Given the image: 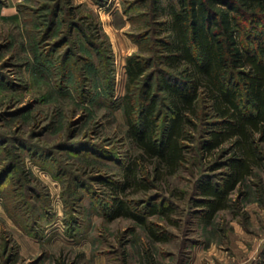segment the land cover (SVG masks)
Wrapping results in <instances>:
<instances>
[{"label":"rangeland","instance_id":"1","mask_svg":"<svg viewBox=\"0 0 264 264\" xmlns=\"http://www.w3.org/2000/svg\"><path fill=\"white\" fill-rule=\"evenodd\" d=\"M139 1L0 0V175L18 161L0 186V264H264V160L248 186L232 190L208 221L194 205L200 179L225 170L211 165L230 154V141L171 174L160 168L154 180L153 160L138 158L136 175L147 188L130 185L121 195L144 210L152 201L172 204L170 212L146 213L159 239L130 217L107 219L99 212L112 195L102 179H121L139 155L122 110L113 105L124 94L126 57L148 55ZM168 1L176 0H162V6ZM55 6L60 11L52 24ZM69 19L94 42L74 28L61 87L59 57L66 45L42 64L36 57L62 37ZM64 142L79 146L64 148ZM31 144L54 154L34 160ZM21 169L35 196L23 195ZM70 174L77 189L72 200Z\"/></svg>","mask_w":264,"mask_h":264},{"label":"trees","instance_id":"2","mask_svg":"<svg viewBox=\"0 0 264 264\" xmlns=\"http://www.w3.org/2000/svg\"><path fill=\"white\" fill-rule=\"evenodd\" d=\"M94 2L105 6L107 0ZM139 2L145 4L142 16L149 32L143 38H147L144 46L148 55L133 53L126 57L124 94L112 102L122 110L126 134L139 155L126 164L121 179H102L112 195L99 212L107 219L130 217L149 229L146 213L170 212L172 204L168 200L162 204L152 201L144 210L122 197L130 185L147 188L136 175L138 158L153 160L154 180L160 176V168L171 174L193 158L200 162L204 154L230 141V154L211 165L212 169L225 170L203 176L196 185L199 197L193 199L194 205L208 221L225 207L232 190L248 186L246 182L264 160V0H176L163 6L162 0ZM59 11L55 6L49 16L52 24ZM67 26L62 37L51 41L42 52L46 55L36 57L42 64L48 55L66 45L59 57L61 87L74 48L70 39L74 28L94 42L82 25L69 19ZM79 77L83 78L81 72ZM108 80L111 97L112 79ZM64 144V148L79 146ZM28 146L34 160L38 156L49 160L54 154L50 149ZM17 163L13 159L3 167L0 186L18 168ZM22 171L23 195L35 196L36 187L27 182ZM74 176L69 177V185L74 187L70 200L77 195ZM149 232L160 238L154 230Z\"/></svg>","mask_w":264,"mask_h":264}]
</instances>
